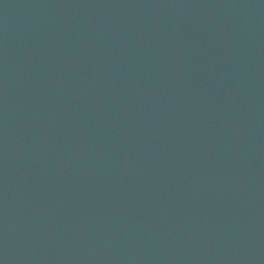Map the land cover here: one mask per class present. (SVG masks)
I'll return each instance as SVG.
<instances>
[{
    "label": "water",
    "instance_id": "1",
    "mask_svg": "<svg viewBox=\"0 0 264 264\" xmlns=\"http://www.w3.org/2000/svg\"><path fill=\"white\" fill-rule=\"evenodd\" d=\"M0 264H264V0H0Z\"/></svg>",
    "mask_w": 264,
    "mask_h": 264
}]
</instances>
